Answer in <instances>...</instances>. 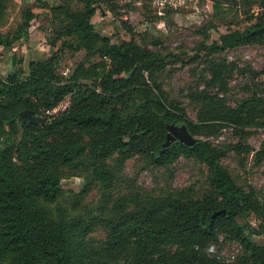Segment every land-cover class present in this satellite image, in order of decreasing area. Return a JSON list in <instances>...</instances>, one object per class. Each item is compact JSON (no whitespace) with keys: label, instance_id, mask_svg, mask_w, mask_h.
I'll return each mask as SVG.
<instances>
[{"label":"trees","instance_id":"trees-1","mask_svg":"<svg viewBox=\"0 0 264 264\" xmlns=\"http://www.w3.org/2000/svg\"><path fill=\"white\" fill-rule=\"evenodd\" d=\"M12 1L0 0V46L11 51L28 39L36 17L24 7L16 28L3 33ZM149 2L142 0V6ZM252 2L261 10L249 15L255 21L245 29L212 44L203 30L204 40L188 61L202 69H192L195 84L183 91L195 119L164 88L161 76L173 70L148 45L162 47L161 39L148 41L147 30L138 32L123 18L121 10L134 9L131 3L60 0L50 7L51 44L57 47L60 40L61 46L31 61L28 70L18 66L0 75V264H264V243L253 238L264 235V191L247 179L240 184L223 162L233 155L245 169L250 160L255 166L264 161V141L259 149L248 141L264 129V69L220 56L237 46H264V0ZM223 3L235 1L216 0L217 17ZM100 6L122 16L130 39L114 43L95 29ZM167 10L153 21L177 11ZM63 47L87 54L67 76L59 71ZM21 63L14 57L15 66ZM237 73L248 79L246 94L232 104L230 80ZM67 98L69 105L61 109ZM25 109L47 121L30 122L20 115ZM172 122L185 124L197 143L175 140L162 152ZM227 129L230 139H209ZM132 158L168 170L169 178L170 166L185 158L202 168V186L169 182L159 192L144 190L126 173ZM74 176L84 184L68 209L62 182ZM94 188L101 190L97 204L83 203ZM251 216L258 228L250 225ZM229 243L240 248L232 261L219 251Z\"/></svg>","mask_w":264,"mask_h":264},{"label":"rangeland","instance_id":"rangeland-1","mask_svg":"<svg viewBox=\"0 0 264 264\" xmlns=\"http://www.w3.org/2000/svg\"><path fill=\"white\" fill-rule=\"evenodd\" d=\"M216 0H204L193 3L192 5L177 9L171 15L165 16L159 22L153 21V16L166 14L168 10H159L151 2L148 7L141 5L135 6L136 9L128 11L126 9L121 12L129 17L127 25L138 32L148 31L151 41L153 37H158L163 42L162 47L149 45L151 49L158 50L165 57L167 64L166 70L173 72L171 74H162L163 85L165 90L173 99L180 101L187 108V114L195 119L196 112L192 106L188 105V100L184 96L185 92L190 87L194 86L196 77L192 75V69L197 72L201 71L202 66H198L197 62L188 63V61L197 54L198 45L204 40L203 30L208 31V44L220 42V37L227 34L231 30H243L252 22L248 19L250 14L260 12L258 4L253 3L254 0H234V3L222 4L221 16L217 17L213 8ZM60 0H13L8 8V15L5 25L2 27V32L6 33L9 30L16 28L20 22V13L24 7H30L36 14V17L31 21L28 32V39L22 44H19L13 51L2 49L3 56H0V75L6 77L9 73L22 67L28 70L29 64L33 60L44 59L49 57L53 51L61 46V41H57V47H53L51 39L55 35V26L51 21L50 7L56 5ZM123 2L122 4H125ZM106 12V13H105ZM102 13H105L102 15ZM150 14L152 16H146ZM122 17V16H121ZM121 17L114 16L113 13L107 11L104 6L93 17V23L96 30L103 34H108L112 42L120 43L121 41L130 39V33L124 29ZM223 17V18H221ZM70 43L74 38H67ZM62 49V48H61ZM86 52L71 51L63 47L61 52L60 73L63 76L70 74L73 69L82 61L86 60ZM231 61L237 62L240 66H252L254 69L261 71L264 69V46L258 44L237 46L226 50L220 54ZM14 57L21 59L22 63L14 65ZM98 56L91 57V60H98ZM175 59L179 62L173 63ZM186 62L188 64H184ZM264 80V76L261 77ZM248 81L246 76L235 74L230 80V99L229 102L234 104L239 98L243 97L245 83ZM69 105V98L60 107L64 109ZM58 110V109H57ZM229 129L224 130L219 137H210L209 139L217 144L231 138ZM249 143L256 149H259L264 141V129H259L252 133L249 138ZM224 164L230 168L234 178L243 184L247 179L251 184L264 191V161L262 164L255 166L250 160L245 169H242L238 161L233 155H228L224 158ZM173 171L172 178L169 171L163 168L146 167L141 159L132 158L127 162L126 173L136 178L137 185L147 191L159 192L166 183H172L174 187H188L196 184L202 186L204 177L202 176V168L199 164L188 161L185 158H180L173 163L170 168ZM63 189L67 200H63L64 206L70 209V198L80 191L84 181L82 177L66 178L62 182ZM101 190L94 188L86 197L83 203L96 205L100 199ZM242 221V220H241ZM250 225L258 228L260 222L254 217L249 218ZM254 240L257 243H264V235H255ZM218 249V247H217ZM240 248L236 244H226L221 246L220 254L228 261H232L239 254Z\"/></svg>","mask_w":264,"mask_h":264},{"label":"water","instance_id":"water-1","mask_svg":"<svg viewBox=\"0 0 264 264\" xmlns=\"http://www.w3.org/2000/svg\"><path fill=\"white\" fill-rule=\"evenodd\" d=\"M20 115L27 116L28 120L35 124H44L47 121L46 117L34 116L32 111L28 109L21 111ZM167 129L168 131L166 140L163 143L162 152L167 151L170 144L175 140H179L188 146H193L198 141V138L190 133L185 124H176L175 122H172L167 124ZM222 212H225V210H220L217 213L219 214Z\"/></svg>","mask_w":264,"mask_h":264},{"label":"built area","instance_id":"built-area-1","mask_svg":"<svg viewBox=\"0 0 264 264\" xmlns=\"http://www.w3.org/2000/svg\"><path fill=\"white\" fill-rule=\"evenodd\" d=\"M198 1L204 0H151L152 4L159 10H167V9H180L193 3H197ZM128 20V18H125ZM54 111H48L47 114H52ZM210 252H214V247H210Z\"/></svg>","mask_w":264,"mask_h":264},{"label":"crops","instance_id":"crops-1","mask_svg":"<svg viewBox=\"0 0 264 264\" xmlns=\"http://www.w3.org/2000/svg\"><path fill=\"white\" fill-rule=\"evenodd\" d=\"M123 2H126V3H131L133 6H134V9H126V10H128V11H133V10H135L136 9V7L135 6H139V5H141L142 6V0H123ZM121 3H122V0H121ZM99 10V9H98ZM107 11H109V10H107ZM122 11H123V9H122ZM98 12V11H97ZM96 12V13H97ZM109 12H111V11H109ZM106 13V12H105ZM105 13H102V15H104ZM112 13V12H111ZM95 17V16H94ZM124 19L125 18H129L128 16H127V14L126 15H124V17H123ZM161 21V20H160ZM108 35V34H107ZM109 36V35H108ZM127 40V39H126ZM3 49V47L2 46H0V50H2ZM0 56H3V52L2 51H0Z\"/></svg>","mask_w":264,"mask_h":264}]
</instances>
